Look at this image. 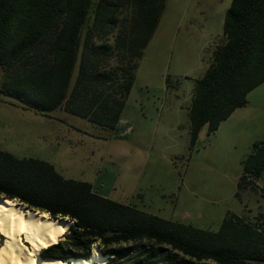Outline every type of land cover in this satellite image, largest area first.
I'll return each instance as SVG.
<instances>
[{
	"label": "trees",
	"instance_id": "trees-1",
	"mask_svg": "<svg viewBox=\"0 0 264 264\" xmlns=\"http://www.w3.org/2000/svg\"><path fill=\"white\" fill-rule=\"evenodd\" d=\"M165 6L166 0H0V93L41 116L63 106L113 131ZM263 82L264 0H231L223 40L194 80L190 143L204 126L216 131ZM262 172L264 141L252 145L237 187L256 192ZM0 198L71 224L43 258L86 259L95 246L105 264H264V213H229L216 232L203 230L99 196L48 162L4 151Z\"/></svg>",
	"mask_w": 264,
	"mask_h": 264
},
{
	"label": "rangeland",
	"instance_id": "rangeland-1",
	"mask_svg": "<svg viewBox=\"0 0 264 264\" xmlns=\"http://www.w3.org/2000/svg\"><path fill=\"white\" fill-rule=\"evenodd\" d=\"M230 3L166 0L119 116L127 135L115 139L63 106L44 117L0 93V151L48 162L65 179L103 185L113 201L203 230L216 232L229 213H264L257 190L237 187L252 145L264 141V82L216 131L204 126L190 143L194 80L223 40ZM78 67L79 58L68 94ZM256 182L264 187V172Z\"/></svg>",
	"mask_w": 264,
	"mask_h": 264
},
{
	"label": "bare ground",
	"instance_id": "bare-ground-1",
	"mask_svg": "<svg viewBox=\"0 0 264 264\" xmlns=\"http://www.w3.org/2000/svg\"><path fill=\"white\" fill-rule=\"evenodd\" d=\"M70 225L0 198V264H105L107 257L95 246L86 259L53 260L41 256L43 250L59 242Z\"/></svg>",
	"mask_w": 264,
	"mask_h": 264
},
{
	"label": "crops",
	"instance_id": "crops-1",
	"mask_svg": "<svg viewBox=\"0 0 264 264\" xmlns=\"http://www.w3.org/2000/svg\"><path fill=\"white\" fill-rule=\"evenodd\" d=\"M119 125H120V121H118V123H117V125H116L114 131H111V133H112V137L115 138V139H117V138H121V137H123L124 135H127V134H128V129H129V127L123 129V128H121ZM256 183H257V182H256ZM90 184H91V183H90ZM91 185H92V189H93V191H94L96 194H98L99 196H102V197L107 198L105 194H102V190H100V188H103V185H101L100 187H99L98 185H96V184H91Z\"/></svg>",
	"mask_w": 264,
	"mask_h": 264
},
{
	"label": "built area",
	"instance_id": "built-area-1",
	"mask_svg": "<svg viewBox=\"0 0 264 264\" xmlns=\"http://www.w3.org/2000/svg\"><path fill=\"white\" fill-rule=\"evenodd\" d=\"M248 181H250V178H247ZM255 186H256V190L258 191V193L260 194V196H262L264 198V187H258L257 183L255 182Z\"/></svg>",
	"mask_w": 264,
	"mask_h": 264
},
{
	"label": "water",
	"instance_id": "water-1",
	"mask_svg": "<svg viewBox=\"0 0 264 264\" xmlns=\"http://www.w3.org/2000/svg\"><path fill=\"white\" fill-rule=\"evenodd\" d=\"M26 210V209H25ZM60 221H63V220H60ZM66 222V221H65ZM67 260V259H66Z\"/></svg>",
	"mask_w": 264,
	"mask_h": 264
}]
</instances>
